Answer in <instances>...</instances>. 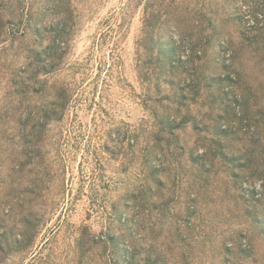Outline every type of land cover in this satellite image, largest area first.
<instances>
[{"label":"rangeland","instance_id":"rangeland-1","mask_svg":"<svg viewBox=\"0 0 264 264\" xmlns=\"http://www.w3.org/2000/svg\"><path fill=\"white\" fill-rule=\"evenodd\" d=\"M0 241L264 264V0H0Z\"/></svg>","mask_w":264,"mask_h":264},{"label":"trees","instance_id":"trees-1","mask_svg":"<svg viewBox=\"0 0 264 264\" xmlns=\"http://www.w3.org/2000/svg\"><path fill=\"white\" fill-rule=\"evenodd\" d=\"M62 26H60V28H61ZM62 32L61 30H56L55 32ZM60 42V44L62 43V44H64V45H66V41H63V40H60L59 41ZM64 52H62V54H63ZM51 55V57H52V61H53V67H55L56 65H57V63H54L55 61H57L59 58H61V54L59 55V54H57V53H53V54H50ZM30 181H28V183H29ZM28 189L27 188H25V193L26 192H29V191H27ZM19 205V204H18ZM20 207H23V205H19ZM18 241H19V239H18ZM1 242V241H0ZM20 242V241H19ZM0 249H2L1 248V246H0Z\"/></svg>","mask_w":264,"mask_h":264}]
</instances>
